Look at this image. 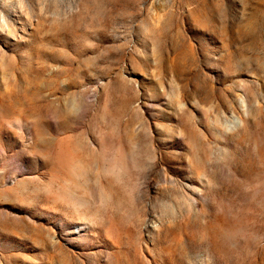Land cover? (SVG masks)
Here are the masks:
<instances>
[{
	"label": "rangeland",
	"instance_id": "rangeland-1",
	"mask_svg": "<svg viewBox=\"0 0 264 264\" xmlns=\"http://www.w3.org/2000/svg\"><path fill=\"white\" fill-rule=\"evenodd\" d=\"M0 264H264V0H0Z\"/></svg>",
	"mask_w": 264,
	"mask_h": 264
}]
</instances>
